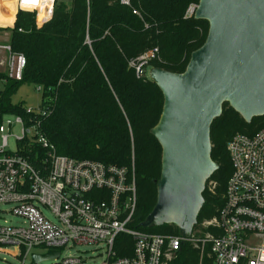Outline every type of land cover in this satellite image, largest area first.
Returning <instances> with one entry per match:
<instances>
[{"label":"trees","instance_id":"trees-1","mask_svg":"<svg viewBox=\"0 0 264 264\" xmlns=\"http://www.w3.org/2000/svg\"><path fill=\"white\" fill-rule=\"evenodd\" d=\"M199 1L57 0L52 19L42 26L37 25L34 13L20 9L7 20L0 19V29L10 33L12 50L26 58L22 79L0 71V112L27 117L25 105L14 103L13 96L24 84L40 86L46 111L40 131L58 154L126 166L131 171L134 165L137 209L131 226L149 232L179 234L174 224L140 225L157 202L162 146L151 129L161 117L164 95L149 76L138 77L130 63L158 48L149 69L184 72L192 52L205 43L209 33L207 20L185 17L188 6ZM262 128L264 115L248 122L228 102L214 119L211 155L219 167L206 181L195 229L220 233V228L203 224L218 219L226 201L233 171L228 141L238 133L252 135ZM27 143L21 144L24 153L36 164L34 155L45 151L37 144L26 147ZM119 239V254H132V239L128 235ZM209 251L203 264H213ZM200 262V251L185 243L168 264Z\"/></svg>","mask_w":264,"mask_h":264},{"label":"built area","instance_id":"built-area-1","mask_svg":"<svg viewBox=\"0 0 264 264\" xmlns=\"http://www.w3.org/2000/svg\"><path fill=\"white\" fill-rule=\"evenodd\" d=\"M56 1L17 0L16 10L34 13L42 26L52 19ZM197 8L198 3H191L185 17L195 16ZM0 52L6 55L1 64L9 76L22 79L25 56L9 43H0ZM158 54L155 48L131 61L138 77L149 76V62ZM45 113L42 108H26L27 117L0 112V253L21 264H43L46 259L50 264H85L83 254L63 255V251L68 246L94 245L101 258L98 264H168L188 243L200 251V264L208 248L213 264H264V128L252 135L238 133L228 141L233 171L226 201L219 218L203 224L220 228V233L194 227L190 236H183L132 227L137 209L134 165L131 171L58 154L40 131ZM23 142L45 151L34 155L36 164L24 153ZM8 214L22 222H10ZM122 235L132 239V254H119L117 241ZM50 251L60 254L34 261V254Z\"/></svg>","mask_w":264,"mask_h":264},{"label":"water","instance_id":"water-1","mask_svg":"<svg viewBox=\"0 0 264 264\" xmlns=\"http://www.w3.org/2000/svg\"><path fill=\"white\" fill-rule=\"evenodd\" d=\"M195 18L209 22V33L185 71L149 69L164 95L151 129L162 146V171L157 202L140 224H174L183 236L197 224L206 181L219 167L211 155V125L224 104L248 122L264 115V0H200ZM59 254H34V261Z\"/></svg>","mask_w":264,"mask_h":264},{"label":"rangeland","instance_id":"rangeland-1","mask_svg":"<svg viewBox=\"0 0 264 264\" xmlns=\"http://www.w3.org/2000/svg\"><path fill=\"white\" fill-rule=\"evenodd\" d=\"M17 7V0H0V19H6L5 17L9 16L13 11L16 10ZM10 19V17H8ZM7 20V19H6ZM1 22V21H0ZM10 22L2 24L3 27L9 25ZM1 26V23H0ZM9 31L5 30L4 28L0 29V43H8L9 41ZM6 58L4 53L0 52V71L6 72V66L2 65L1 62ZM8 71V70H7ZM3 83L0 81V88H2ZM42 95L43 90L39 89V86L35 84H24L21 88L17 91L16 94L13 96V102L18 103L22 102L26 108H33V109H43L42 107ZM16 133L20 134L19 130H16ZM11 148H15L14 141L10 140ZM46 215L52 217L51 213L46 210ZM7 219L12 223H21L22 220L18 217H14L11 214H8ZM153 227V226H152ZM155 227V226H154ZM98 251L95 249L94 245H76L73 247H66L63 251V255H74V254H83L86 257L85 264H98L101 260L100 256L98 255ZM52 261L50 259H46L43 261V264H50ZM0 264H21V261L8 254V253H0Z\"/></svg>","mask_w":264,"mask_h":264}]
</instances>
